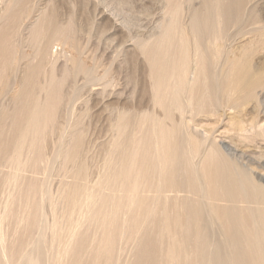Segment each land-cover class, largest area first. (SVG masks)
<instances>
[{"label": "rangeland", "instance_id": "obj_1", "mask_svg": "<svg viewBox=\"0 0 264 264\" xmlns=\"http://www.w3.org/2000/svg\"><path fill=\"white\" fill-rule=\"evenodd\" d=\"M167 33L182 46L166 59L163 54L168 46L162 40ZM196 41L199 47L194 45ZM154 44L160 48L154 50ZM183 57H187L185 64H176ZM199 61L206 66L196 72L193 69ZM236 61L251 63L253 69L264 68V0H0V216L5 213L7 220L6 252L4 258L0 256V264H18L22 253L31 250L43 221L40 206L44 197H48L44 209L50 230H46L44 244L49 247V261L53 259L56 244L51 226L65 219L64 183L80 169L89 185L102 180L110 147L125 131V136H133L139 156L117 185L141 175L142 184L137 186L142 191L137 187L140 193L122 197L126 210L131 204L130 224L122 227L123 237L113 242L109 263L102 258L100 264H162L168 251L172 256L167 264H251L253 257L248 252L235 256L236 250L249 249L253 242L251 205L241 200L233 205L229 198L233 188L227 192L213 187L228 165L232 169L231 163L264 185V85L255 89L254 98L243 99L235 107L224 85L228 69ZM174 87L178 92L171 102L167 93ZM158 93L163 94V104L154 101ZM38 101L48 104L47 118L29 152L22 155L23 170L15 186L8 189L13 138ZM152 114L159 120L155 131L165 126L167 135L178 139L184 149L175 156L178 167L174 166L177 174L172 179L179 191L160 194L156 202L155 181L144 192V180L150 182L154 170L148 166L154 157ZM180 115L198 139H208L204 146L199 145L200 156L190 162L193 165L188 171L182 167L187 164L182 156H188L191 148L185 129L176 127ZM239 126L245 131H239ZM62 138L66 146L56 159ZM204 172L206 181L201 178ZM187 174L192 176L189 186L212 185V205L201 193L186 197ZM103 196L104 204L113 200ZM196 204L200 209L192 213ZM224 206L231 209L223 210ZM134 218L136 222L144 219L139 230H133ZM96 224L92 220L78 235L79 254L87 253ZM247 230L251 232L246 237ZM132 231L139 238L133 243L129 238ZM80 264L90 262L84 257Z\"/></svg>", "mask_w": 264, "mask_h": 264}, {"label": "bare ground", "instance_id": "obj_2", "mask_svg": "<svg viewBox=\"0 0 264 264\" xmlns=\"http://www.w3.org/2000/svg\"><path fill=\"white\" fill-rule=\"evenodd\" d=\"M163 38L165 40H162V41L166 42L167 46H168V49H165L167 51L166 54H163V55H165L164 57H166V59H167L174 52V50L181 47L182 44L175 43L174 38L168 33H167L166 37H163ZM194 43H195L194 44L195 46L198 45L197 41ZM154 46H155L154 50H157L158 48H160L159 47L160 44H154ZM198 47H199V45H198ZM155 54H156V52H155ZM185 55H187V52ZM171 57H172V55H171ZM184 58L186 59L187 57H183L182 61L180 60L181 58L176 60L177 61L176 64H178L179 66L180 65L182 66L183 64H185ZM150 59H151V56H150ZM186 60H185V62H187ZM158 62H161V61L158 60ZM162 62H163V60H162ZM171 62H169V63H171ZM154 64H155V62H154ZM250 64L249 63H241L240 61L239 62L236 61V62L232 63L228 69L227 77H225L226 78V80H225L226 84L224 85L225 86L224 89L227 90L226 92H228L229 101H233V103H236L234 105L235 107H237V103L239 101L241 102V100L243 101V99L246 100V99L254 98L255 97V94H254L255 89L257 87L264 85V68L261 67V68L253 69ZM197 66H195L194 67L195 69H193V70H195L197 72V70L200 68L203 71V67L206 66V64H204V62L199 61ZM174 67H175V65H174ZM204 70H206V69H204ZM163 72H161V73H163ZM173 73H175V72H173ZM192 75L193 74H191V76ZM195 75H196V73H195ZM174 76H176V75H174ZM191 76H189V77H191ZM195 78L196 77H194L193 80H195ZM156 80L160 81V77H158ZM190 81H192V80H190ZM154 84H155V82H154ZM244 91L246 93L245 95L242 94V92L244 93ZM177 92H178V87H174L171 91H169L167 93L168 101H171V102L173 100L175 101V96H176ZM161 97H163V94L158 93V94L154 95V99H155L154 101L157 103L163 104L162 102H164V101L161 99ZM47 106H48V104H45V103L42 104L39 101L34 102L33 105L29 108L27 115L24 118V121L22 123V126H21L18 134L15 136V138H13L14 139V143H13L14 149H13L12 155L10 153L11 157H9V159L13 165V168H12V166L10 167V169H12V171L9 169L10 172L8 173V176H7L6 185H7L8 189H13L12 187H14L15 183H16L15 179L21 175V171L23 170V167L21 166L22 155L24 154V152H27V153L29 152V148L33 144V137L38 132V129L42 125L41 123L47 118L46 117L47 110H48ZM170 107H171V104H170ZM201 107L202 106L200 105V109H201ZM204 107H206V106H204ZM170 111L171 110H168V114H171ZM201 111H202V109L200 110V112ZM150 120H151V122H150L151 125H154L155 122L158 120V118L154 114H152L150 117ZM179 121L180 122L177 124L176 127H177V129L180 127L182 129H185V132L183 134H184V137H186L188 140V143L187 142L186 143L189 144L190 148H191V150L189 149V151L187 152L188 156L187 155L182 156L183 158L186 157L185 159L187 161V164L186 165L182 164L183 165L182 167L184 168V170L187 169L186 171H188L189 167L193 165V163L190 165V162H192V160L195 162L194 159H196V158L198 159V157L200 156L199 150H198L199 145L204 146L206 144V142L208 141V139L207 138H201V137H200L201 139H198V136L192 132L191 128L187 127L182 116H181V120H179ZM127 124L125 123V125H126L125 129L127 127ZM67 128H68V126L64 127L63 134H65L67 132V130H66ZM238 130L243 131L244 128L242 126H239ZM73 131H74V129H73ZM125 132H124V136L122 137V139L120 138L119 141L118 140L114 141V143L110 147V151H109L110 154H109L108 160L105 162L102 180L97 181V183L95 185H89L86 180L81 178V176L83 175V172L80 169L79 171H76L75 173L73 172V174L70 177L71 178L70 181H66L64 183V186H63L64 190H62L61 196H62V202L65 203V210H64L65 219L61 222L56 220L53 223V225L51 223V225H52L51 230L53 232V237H54L51 239H52V242L53 241L55 242L56 246H54V248H53V254H52L53 259L51 258L50 261L48 259V255H49L48 254V252H49L48 248L49 247H47V245L45 246V244H47V243L44 244V236H46L45 233H47L46 230H49V229H47L48 225H47V221H46V212L44 209V208H46L45 205L47 204V201H48L47 198L48 197L47 198L44 197L43 200H41L42 202H41V206H40V209H41L40 211H42V214L40 212L39 213L41 214L40 216L43 218V221L40 223L41 225L39 224L41 227H40V229L37 230V235H36V238L32 242V247L30 245L32 251L30 250V251L24 252L25 254L22 253V257L20 256V260H19L20 264H45V263L46 264H80L83 261L84 257L87 258V260L90 262V264H100L102 258H105V260H104L105 263H109V255L112 253L111 251L113 249L112 244L117 239V237L118 238L123 237L122 236V234H123L122 233V227L124 225H126V223L128 224V222L130 221V219L128 218V214H130L128 207H131V204L127 206V210H126V208H124V206L122 205V202H124L123 199L126 198L125 196H127V194H130V195L133 193L138 194L139 189H140V191H142L141 186L140 187L137 186L140 183L142 184V182L140 181L141 175L140 176L138 175L139 177L134 176L133 180L131 179L130 181L126 182L127 184L122 183L119 185V187L117 185L118 180L121 177H123L124 175H126V173L129 174L131 171L130 170L131 168L132 169L134 168V162L136 161V158L139 156V147L138 146L135 147L133 145V136L132 135L130 136L128 134H126V136H125ZM67 135H68V133H67ZM151 135L154 137V142L152 143L153 149H154V155H153L154 157L152 159V163L148 166H150V167L152 166L151 168H154V170H152L153 174L151 176L152 179H149L150 182L144 180V192L149 190V185L153 184L152 182L155 181V184H153L154 187L152 189H153V197L155 198V202H156V197L160 196V194H163V193L166 194V192H168V191L169 192L170 191L175 192L179 188L177 186V184H175V182L172 179L177 174L176 173L177 168L175 167L176 168V170H175L174 166L178 167V165H177L178 163L176 164L177 159H175V156L179 150H182V152H183L184 149H181L182 147H180V145L177 143L178 139H175V137L173 138L172 136L167 135V131H166L165 126L164 127L162 126V128L155 131V125H154V128L151 129ZM178 135H179V133H178ZM178 135L176 137H178ZM0 137H1V135H0ZM138 138H139V136H138ZM72 140L73 139H71V142H73ZM171 141H172V144H170ZM64 145L65 144L63 143V138H62L60 140L59 145H58L57 150H56V156H55L56 159H58L61 156V152L64 148ZM74 145H75V143H74ZM146 145H149V144H146ZM146 145L144 143V146H146ZM167 145H168V147H167ZM169 145H172V146L170 147ZM143 150H145V149H143ZM186 150H188V148ZM65 151H67V150H65ZM67 154H68V152H67ZM142 157H144V156H142ZM228 163H229V161H228ZM194 165H196V164H194ZM142 166H144V165H142ZM230 166H232L231 167L232 169H228V167H229V165H228V167L226 168L227 171L222 176L221 175L219 176L217 182L214 183L213 187L221 189V190H225L227 192H229V190L231 188H233L235 192L229 196L230 202L233 203L237 200L246 201L249 205H251L248 210H250V216L255 220L254 227L252 228L253 232H254L253 233V237H254L253 242L250 245L249 249L246 248L249 251H245L246 249L245 250H240V249L236 250L235 256H237V255L241 256V255L247 254V252H248L247 255H251L253 257V261H252L253 264H264V185H261L260 183L255 182L249 174L244 173V171L238 170L237 167L232 165V163ZM197 167H200V166L197 165ZM179 168H181V166ZM190 170H191V167H190ZM145 173L146 172H144V174ZM193 173L194 172H192V176H193ZM196 175L198 176V174H196ZM186 176H187V180L185 183V185H186L185 188L187 187V190L185 192L186 197H195L197 194L201 193L202 197H204L206 200H208V203H210V205H212V201H210V199H209V195H210L209 193H210V189H211L212 185L205 183L204 187L200 186L201 184L196 185V186H193V185L189 186L191 174L190 175L187 174ZM201 176H202L201 178L204 181H206L207 174L204 172L203 174H201ZM149 178H150V176H149ZM196 178H198V177H196ZM198 184H199V182H198ZM137 187L139 189H137ZM178 191H179V189H178ZM103 195H107L110 198H113V200L111 199L112 201L110 203L107 202L104 204L105 198ZM130 195H128V198H130ZM178 195H179V193H178ZM181 195H182V193H181ZM122 197H123V199H122ZM101 199H103V201H101ZM134 199L135 198H133L132 200H134ZM167 201H166V204H165V202L163 204V205H165V206H163L164 208H167L166 207V205H168ZM214 201H216V200H214ZM45 202H46V204H45ZM126 202H128V200H126ZM142 202H143V200H142ZM129 203L130 202H128V204ZM139 205L140 204H138V206ZM233 205H234V203H233ZM233 205H231V206H233ZM144 208H146V207H144ZM229 208L231 209V207H229ZM199 209H200V207L197 206V204L193 205L192 213L198 212ZM214 209L215 208L213 207L211 210L214 211ZM230 209H227V206L223 207V210H230ZM143 211H144V209H143ZM189 212H190V210H189ZM184 215H186V214H184ZM138 216H139V214H138ZM140 216H142V214H140ZM175 217H177V215ZM176 219L177 218H175L174 220H176ZM92 220H97L96 228H95L93 236H92L93 237L92 242L88 246L87 253L79 254V252L76 251L78 244H79V237H80L78 235H80V233L82 231L86 230L85 228L89 225V222H91ZM135 220H136V218H134V220H132V221H135ZM6 221H7L6 215L4 213L3 215L0 216V256L2 258H4L5 252H6L5 251L6 250L5 249V234H4V226L6 224L5 223ZM40 221H41V218H40ZM175 222H174V224H175ZM58 223H59V226L57 225ZM129 224H130V222H129ZM132 224H134V222ZM142 225H144V219L136 222L134 227H133V230H139ZM167 225H168V223H167ZM193 225L195 226L196 222H193ZM197 225H198V222H197ZM174 228H175V226H174ZM197 228L198 227H196V229ZM167 230L169 232L170 227H169V229L167 227L166 232H167ZM174 231H176V230H174ZM249 231L248 230L245 231L246 237L248 236ZM49 232H50V230H49ZM132 232L133 233L131 234V236L129 238L131 239V241L133 243L139 238L135 235L136 231H132ZM174 237H175L174 239L177 240L176 236H174ZM95 241L103 244V246H101L100 244L95 245V243H94ZM40 250L41 251L43 250V251L41 252ZM51 250H52V248H51ZM37 251H39V253ZM134 256L136 257V255H134ZM170 256H172V253H170L168 251V253L166 254L165 257H166V259H168V257H170ZM110 257H111V255H110ZM161 259H160V262H161ZM166 259L165 260L162 259L164 261V262L162 261L163 262L162 264L168 263L169 260H166ZM171 260H172V258H171ZM207 264H211V261L208 262Z\"/></svg>", "mask_w": 264, "mask_h": 264}]
</instances>
